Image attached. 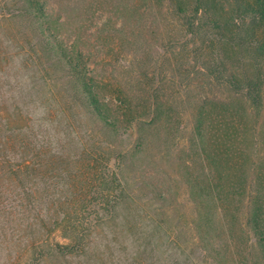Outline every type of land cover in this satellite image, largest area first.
I'll return each mask as SVG.
<instances>
[{
  "label": "trees",
  "instance_id": "trees-1",
  "mask_svg": "<svg viewBox=\"0 0 264 264\" xmlns=\"http://www.w3.org/2000/svg\"><path fill=\"white\" fill-rule=\"evenodd\" d=\"M124 3L128 17L136 16L138 11L144 16L155 11L165 21L171 18L172 25L183 31L192 44L187 60L192 74L200 79L198 87L207 94L221 90L234 95L256 120L262 117L264 0ZM0 13V73L5 74L8 83L9 75L16 78H12L14 84L22 82L26 86L23 93L29 94L31 104L29 111L27 102H19L13 95L0 100V224H11L13 217L30 229L39 226L45 235L58 232L67 240L57 245L60 254L78 255L86 249L90 230L104 221H113L120 216L119 207L125 205L127 213L122 214V220L135 245V258L150 260L161 246L160 254L170 249L171 256H177L175 264H264V193H193L194 201L208 204L203 205V223L191 221L199 236L187 252L175 242L181 232L177 226L175 237L163 231L167 241L157 244L152 239L154 233L161 232L160 226L153 224L152 217L145 220L143 211L141 215L139 210L133 214L128 207L136 205L135 197L128 193L118 171L124 163L133 164L143 136L160 132L168 140H178L169 127V111L161 110L158 93L163 86L156 87L155 75L139 78L143 79L139 83L145 100L126 97L113 103L101 93L103 89L93 75L98 65L93 63L97 68L90 69V55L81 46V37L76 35L73 41L60 37L62 24L53 20L46 0H0ZM114 13L126 19L118 10ZM135 29L136 25L129 26L125 21L115 32L129 35ZM15 58L20 63L16 72L21 76L11 71V60ZM186 66L170 67L172 76L180 78V87L190 76ZM114 93L122 94L120 90ZM33 105L45 114L35 119ZM80 119L93 124L92 134L78 136L69 131L71 122L79 124ZM44 122L54 125V137L45 127H39ZM155 123L158 125L153 127ZM128 132L138 133L134 147L118 151L112 145L114 139ZM91 136L102 139L89 143ZM80 142L88 145L80 147ZM203 187L208 190V186ZM54 205L53 213L46 216L44 208ZM217 208L220 217L215 220ZM150 228L151 234L144 236L145 229ZM39 238L33 237L32 245Z\"/></svg>",
  "mask_w": 264,
  "mask_h": 264
},
{
  "label": "rangeland",
  "instance_id": "rangeland-1",
  "mask_svg": "<svg viewBox=\"0 0 264 264\" xmlns=\"http://www.w3.org/2000/svg\"><path fill=\"white\" fill-rule=\"evenodd\" d=\"M46 1L53 20L58 19L62 24L60 37L64 41H73L76 35L81 37L80 44L90 55L89 67L92 69L93 63L98 65L93 75L100 90L103 89L101 93L109 101H123L126 97L145 100L143 85L139 83L143 81L139 80L141 75L148 74L151 78L155 75L156 87L163 86L158 93L161 110L169 111V127L178 140H168L160 132L156 136H143L133 156V164L124 163L118 171L128 193L135 197L136 205L131 207L128 204L133 209L131 212L135 214L139 210L141 215L143 211L145 220L152 217L153 224L161 228L160 233H154L152 228V241L156 239L157 244L167 241L163 231L168 237H175L177 229L174 227L177 226L181 231L179 238L175 239L177 246L185 252L191 250L199 236L191 221L198 219L203 223V205L208 204L194 201L193 193H264V114L256 120L248 112L246 104L234 95L221 90L207 94L198 87L200 79L192 74L190 59L187 60L192 44L189 45L183 31L172 25L171 18L165 21L155 11L147 16L138 11L136 16L128 17L129 13L123 7L125 0ZM116 10L126 19L115 14ZM125 21L129 26L136 25L133 34L138 36L137 40L132 32L129 35L115 32ZM0 25H3L1 20ZM132 28L129 27L130 30ZM17 58L10 59L13 72L20 67ZM172 64L174 68L187 65L186 70L190 72V76L180 83L181 87L180 78L177 80V76L170 73ZM16 75L21 76V72H16ZM4 77L5 74L0 73V100L13 95L19 102L26 101L30 111V96L23 93L26 86L22 82L19 86L14 84L13 79L16 78L10 75L9 83ZM119 90L122 94L114 93ZM32 108L35 119L45 114L42 108L35 105ZM71 124L69 131L78 136L92 134L94 130L87 119ZM53 126L44 122L39 127H45L54 137ZM60 132L61 129L58 134ZM136 136L138 133L128 132L122 138H115L112 145L125 152L134 147ZM101 139L91 136L88 142ZM78 145L87 146L88 143L80 142ZM203 186H208V190L204 191ZM55 208L56 205L45 207L43 212L46 216L51 215ZM119 208L120 216L113 221L99 223L90 230L86 249L81 254L68 256H62L56 249L58 244L67 243L61 234L52 232L45 235L39 226L30 229L20 218L12 217L11 224H0V264H175L179 261L177 256H171L170 249L160 254L161 246L157 247L150 260H145L144 256L135 258L132 252L135 245L129 238L126 222L122 220L127 207L122 205ZM219 213L217 208L215 220L220 217ZM14 217L18 216L14 214ZM176 220L178 222L175 223ZM13 227L17 230H12ZM150 234L151 228L145 229L144 236ZM37 235L41 238L32 245L31 239ZM146 241L143 240L144 243Z\"/></svg>",
  "mask_w": 264,
  "mask_h": 264
}]
</instances>
